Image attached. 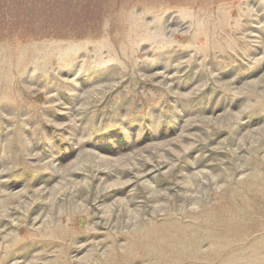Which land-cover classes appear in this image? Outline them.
<instances>
[{"label":"rangeland","instance_id":"rangeland-1","mask_svg":"<svg viewBox=\"0 0 264 264\" xmlns=\"http://www.w3.org/2000/svg\"><path fill=\"white\" fill-rule=\"evenodd\" d=\"M0 207V264H264V0H0Z\"/></svg>","mask_w":264,"mask_h":264},{"label":"bare ground","instance_id":"bare-ground-1","mask_svg":"<svg viewBox=\"0 0 264 264\" xmlns=\"http://www.w3.org/2000/svg\"><path fill=\"white\" fill-rule=\"evenodd\" d=\"M1 208V207H0ZM63 219V218H62ZM54 222V221H53Z\"/></svg>","mask_w":264,"mask_h":264}]
</instances>
